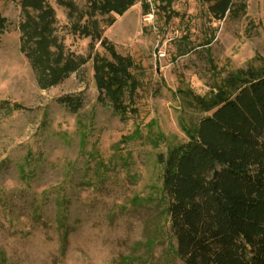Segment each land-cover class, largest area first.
I'll use <instances>...</instances> for the list:
<instances>
[{"label":"rangeland","instance_id":"1","mask_svg":"<svg viewBox=\"0 0 264 264\" xmlns=\"http://www.w3.org/2000/svg\"><path fill=\"white\" fill-rule=\"evenodd\" d=\"M20 1L0 0V264H182L157 158L205 115L181 92L207 97L228 74L264 68V0H232L222 20L205 0H174L165 12L146 0L149 14L137 3L111 26L95 16L101 38L135 65L138 87L122 100L136 112L124 116L98 100L93 57L111 55L72 32L89 18L88 0H63L72 17L61 0H45L64 58L84 60L46 89L33 44L21 49ZM48 51L53 59L56 47Z\"/></svg>","mask_w":264,"mask_h":264},{"label":"trees","instance_id":"2","mask_svg":"<svg viewBox=\"0 0 264 264\" xmlns=\"http://www.w3.org/2000/svg\"><path fill=\"white\" fill-rule=\"evenodd\" d=\"M173 1L151 0V4L165 12ZM205 1L212 3L209 10L215 19L222 20L230 12L232 0ZM137 3L143 15L151 12L146 0H88L89 18L72 27L74 34L90 38V51L99 43L111 55V61L93 57L94 80L105 96L98 100L108 101L123 116L136 112L122 100L138 87L131 72L135 65L101 38L94 17L107 16L111 26L114 16H122ZM59 4L68 8L71 17L77 13L72 2ZM20 6L24 14L19 26L21 49L26 51L33 44L28 57L39 73V85L52 87L84 60L64 58L63 47L53 36L55 13L45 0H21ZM5 22L0 16V33ZM51 46L57 49L53 59ZM181 94L190 95L205 115L193 130L183 128L187 141L157 158L174 256L182 264H264V68L249 65L228 74L207 97ZM62 101L76 113L79 106L70 98ZM8 109L16 111L21 106L13 104Z\"/></svg>","mask_w":264,"mask_h":264}]
</instances>
